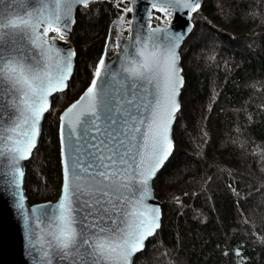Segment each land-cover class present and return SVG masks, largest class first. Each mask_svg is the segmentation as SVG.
I'll return each mask as SVG.
<instances>
[{
	"label": "snow or ice",
	"instance_id": "obj_1",
	"mask_svg": "<svg viewBox=\"0 0 264 264\" xmlns=\"http://www.w3.org/2000/svg\"><path fill=\"white\" fill-rule=\"evenodd\" d=\"M22 2L13 16L0 15V159L7 161L16 187L23 176L20 162L36 145L49 97L63 91L71 75L75 53L61 50L56 41L65 40L75 23V6L87 7L91 0ZM10 4L0 0L3 7ZM200 5L201 0H152L150 7L166 16L187 10L190 18ZM188 31L156 28L117 41L121 52L111 63L119 69L106 68L102 56L91 85L64 113L76 155L71 165L64 161L61 200L42 213L52 225L50 243L59 264H133L132 257L160 227L159 207L146 201L152 198V178L173 149L171 125L183 85L177 49ZM49 32L57 36L50 40ZM114 84L127 91V98L121 93V112L115 96L100 100ZM140 90L145 96L137 103ZM102 119L103 136H92L93 129L101 131Z\"/></svg>",
	"mask_w": 264,
	"mask_h": 264
},
{
	"label": "trees",
	"instance_id": "obj_2",
	"mask_svg": "<svg viewBox=\"0 0 264 264\" xmlns=\"http://www.w3.org/2000/svg\"><path fill=\"white\" fill-rule=\"evenodd\" d=\"M128 6L129 0H93L77 11L74 75L54 96L26 163L31 203L60 193L52 111L59 115L89 84L109 26ZM165 20L155 11L154 23ZM193 20L181 50L175 147L153 182L162 222L134 264H264V0H204Z\"/></svg>",
	"mask_w": 264,
	"mask_h": 264
},
{
	"label": "water",
	"instance_id": "obj_3",
	"mask_svg": "<svg viewBox=\"0 0 264 264\" xmlns=\"http://www.w3.org/2000/svg\"><path fill=\"white\" fill-rule=\"evenodd\" d=\"M93 0H91L92 2ZM152 0H129L128 8H132L133 11H130L129 23L127 25L128 34L125 35L121 31L123 23L127 17V9L124 13L110 24L108 36L105 40L104 50L102 56L105 59V66L106 68L110 67L112 69H119V64L111 63L117 57V55L121 52L120 48L114 47L116 46L117 41H127V39L135 34L136 31H140L141 35L147 34L152 29L156 28H172L177 31H183L184 29L190 27V31H188L180 45L177 49L178 52V67L181 69L180 76L183 77V85L179 88V94L176 97V100L179 104V110L181 106V92L184 86V76L182 73V65H181V47L183 46L186 39L192 33L195 23L193 21V17L195 12L189 13L185 10L184 15L181 16L178 12L173 11L171 16H166L162 13L166 19L165 23L155 24L153 21V16L155 11L159 12L156 9L150 7ZM204 0H201L202 6ZM21 7H24L22 0H11V4L8 7H3L0 5V15L7 14L8 16H13L16 14ZM83 7L81 5L75 6L73 17L76 22V15L77 11ZM161 13V12H159ZM75 24V23H74ZM74 24L71 25L70 31L66 35V39L61 41L57 39L56 43L57 46L63 51H73L75 55L72 57V70L69 79L67 80V87L63 90L65 91L68 88L69 81L71 80L72 76L75 72V59H76V49L75 45L71 41V32L74 27ZM114 27H116V32H113ZM43 31V29H41ZM57 34H52L51 32L48 33V38L51 40L52 37H56ZM115 39V43L113 42ZM106 54V55H105ZM101 56V57H102ZM123 60V57H121ZM103 77V72H102ZM93 77L89 84L84 88V90L80 93V95L71 101L67 106H65L59 113L58 117V142H59V159H60V168H61V188L58 197L55 200H47V201H39L31 203L28 200L25 188V177H26V163L32 157L34 150L37 148L39 143L42 140V133H43V124L46 118L48 111L51 109L53 104L54 96L57 93L63 92L58 91L53 93L49 97L50 107L49 109L43 114L42 119L39 122V134L36 139V145L32 149L31 155L29 158L22 160L20 162V167L23 171V176L20 178L19 187H16L14 183H12V176L9 175L10 168L7 164L6 160L0 159V264H47L48 261H51V264H59L58 258L55 255V249L52 247L50 240H51V229L52 225L49 222V218L45 217L42 213L45 211H51L62 198V187L64 182V161L67 158L69 161V165H71L72 158L76 153L73 152V144L74 141L70 140L68 137V128L66 125V121L62 119L64 113L69 109L73 104L77 103L80 98L84 95L86 89L91 85ZM118 81L124 82L122 77L118 76L116 78ZM98 87L103 92L104 85L101 81H97ZM121 93H124L125 98H127V91L126 89L121 87V84H114L112 88L109 89V95L107 97L101 95L100 100H109L112 96H115L116 100L119 102L120 106L117 111L121 112L123 107L125 106L124 100L121 99ZM145 96V93L140 90L137 92L136 102L140 103L141 98ZM147 99H151V97H147ZM179 110L175 113V118L171 125V139L173 142V149L175 147V142L173 139V129L176 118L178 116ZM143 111V109H141ZM97 124L100 127V132L98 133L95 129H93L91 135L92 136H103V129L105 127L103 119L97 121ZM62 127L64 128V132L62 134ZM97 141H93L96 143ZM80 143H83L81 141ZM75 147H80V144H75ZM83 152V149H81ZM172 152L170 156L172 155ZM168 157V159L170 158ZM165 161V163L168 161ZM164 163V165H165ZM163 165V166H164ZM163 168V167H162ZM161 168V169H162ZM159 169L155 176L151 180V187H152V198L147 200L146 202L151 206L159 207L160 210V226L162 221V201L159 200L155 196V191L153 187V181L156 175L161 170ZM21 204L23 207H21ZM160 228V227H159ZM158 228V229H159ZM158 229L156 230L155 234L157 233ZM154 234V235H155ZM154 235L148 237L144 244L146 246L147 241L153 237ZM145 248V247H144ZM47 253V255H46ZM140 252L136 253L132 257V262L134 264V260L136 256Z\"/></svg>",
	"mask_w": 264,
	"mask_h": 264
},
{
	"label": "rangeland",
	"instance_id": "obj_4",
	"mask_svg": "<svg viewBox=\"0 0 264 264\" xmlns=\"http://www.w3.org/2000/svg\"><path fill=\"white\" fill-rule=\"evenodd\" d=\"M194 21V20H193ZM113 32L115 33L116 32V27H114V29H113ZM193 32V31H192ZM191 35V34H190ZM93 42H95V44L97 43V40L95 39V40H93L92 41V43ZM185 43V42H184ZM184 45V44H183ZM182 48H183V46L181 47V50H182ZM75 49H76V47H75ZM76 52H77V49H76ZM182 56V55H181ZM76 60V59H75ZM86 87V86H85ZM80 90H82V89H79V88H77L76 89V96L78 97L79 95H80V93L84 90V88H83V90L82 91H80ZM75 96V95H74ZM72 97H73V95H72ZM76 97V98H77ZM52 114H53V117H56L57 118V125H58V115H56L55 113H54V109H53V111H52ZM177 119V118H176ZM173 139H174V136H173ZM174 142H175V139H174ZM154 182V181H153ZM155 191V190H154ZM155 196H156V194H155ZM159 200H161L158 196H156ZM57 197H54V198H51V199H49V200H55ZM45 201H47V200H45Z\"/></svg>",
	"mask_w": 264,
	"mask_h": 264
},
{
	"label": "flooded vegetation",
	"instance_id": "obj_5",
	"mask_svg": "<svg viewBox=\"0 0 264 264\" xmlns=\"http://www.w3.org/2000/svg\"><path fill=\"white\" fill-rule=\"evenodd\" d=\"M126 22H127V20H125V22L123 23V26H122V28H121V31H122V32H125V33H126V32L128 33V30H127V27H126V24H127ZM53 34H55V33H53Z\"/></svg>",
	"mask_w": 264,
	"mask_h": 264
},
{
	"label": "bare ground",
	"instance_id": "obj_6",
	"mask_svg": "<svg viewBox=\"0 0 264 264\" xmlns=\"http://www.w3.org/2000/svg\"><path fill=\"white\" fill-rule=\"evenodd\" d=\"M159 172H160V171H159ZM156 177H157V175H156ZM156 177H155V178H156ZM161 222H162V221H161Z\"/></svg>",
	"mask_w": 264,
	"mask_h": 264
}]
</instances>
